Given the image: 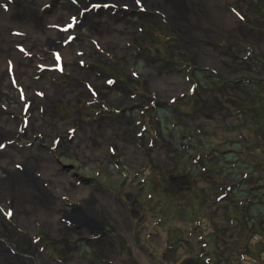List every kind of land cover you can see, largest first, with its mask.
<instances>
[{
	"label": "rangeland",
	"instance_id": "374dc122",
	"mask_svg": "<svg viewBox=\"0 0 264 264\" xmlns=\"http://www.w3.org/2000/svg\"><path fill=\"white\" fill-rule=\"evenodd\" d=\"M86 1L0 0V264H18V244L27 264H55L44 251L88 264L90 249L65 252L74 238L53 211L96 213L90 195L118 239L105 254L123 264H150L148 252L155 264H243L244 238L215 186L224 201L245 198L236 173L262 163L247 180L264 195V0ZM19 166L27 180L6 182ZM74 173L91 182L74 188ZM118 198L145 217L137 248ZM194 211L214 232L187 250L179 230L193 238Z\"/></svg>",
	"mask_w": 264,
	"mask_h": 264
},
{
	"label": "flooded vegetation",
	"instance_id": "af4514ba",
	"mask_svg": "<svg viewBox=\"0 0 264 264\" xmlns=\"http://www.w3.org/2000/svg\"><path fill=\"white\" fill-rule=\"evenodd\" d=\"M92 0H87L85 2H91ZM25 10V9H22ZM25 18V17H24ZM22 18V19H24ZM17 72H12L11 75H9V83L12 84L11 80L17 77ZM14 77V78H13ZM1 82V81H0ZM4 134V133H3ZM9 134H4L1 135L0 134V138L3 140H7ZM12 135V134H11ZM31 146V145H30ZM30 146H28V148H30ZM19 149H25L26 147L19 145L18 146ZM69 169V167H66V169ZM16 173L11 174V173H6L5 174L8 175V179L6 180V182L10 183V181L12 182L13 180V176H16L18 174H24V178L26 179V177L28 178L27 173H24V169L23 166H19L16 168ZM76 178V181L79 183H77V185H74L77 187L80 184H89L91 182L90 179H86L81 177L78 173H74L71 178ZM27 180V179H26ZM29 183L33 184L31 189H37V179H28ZM26 181V183L28 182ZM47 194H49L48 196L45 197H49V198H53L52 194L49 193L48 191H46ZM93 193H97L100 196V191H99V187H96L95 189H92ZM110 192V191H109ZM90 199L89 203H91V205H93L95 212H90V206H84L82 203H71V204H66L65 206L60 207L59 209H56L53 211V213H56L58 215H61L62 219H61V223L64 225L63 226V230L65 233L67 234H71L74 238V241H70L69 242V247L70 249L67 248V250L65 249V252L67 253V251H74V248L72 245L76 246L77 245H81L83 247H85V249H90L92 252V256L89 258L88 260V264H123L120 262L119 257L122 256V254H116L119 255L118 259L113 258V256L108 253L105 254V250H109V248H114L116 247V243L118 241V239L115 236L114 233V229L110 228L108 226V223L105 219V217L102 216L101 213V206H98L97 201L94 202L95 199H93V197L90 195L89 196ZM119 199V200H118ZM117 201H119V205L120 208L122 209L123 215L122 217V221L125 223V227L129 230V232L131 231V239H132V243L134 244L135 248L138 247V243L135 240V236L133 233V230L135 227L136 229L139 228V223L136 221V219L140 218V216L142 217L141 220H144V215L139 214L138 208L136 210L130 209L129 207H131L132 202L134 203V201H131V204L127 205V208L129 209V211L126 212L125 208H124V202H126L125 200H120V198H118ZM224 199V198H223ZM138 200H135V204H138ZM96 206V208H95ZM65 207H68L70 209L66 210ZM139 220V219H138ZM114 223L117 224V221H114ZM119 224V222H118ZM151 227V226H150ZM200 228V227H199ZM198 229V227L196 228ZM186 228H183L180 231V242L182 243V245L186 246V249L188 250L190 248L189 246V233L187 231H185ZM192 231V230H191ZM152 236V235H151ZM171 236V235H170ZM179 239V236H178ZM199 241V240H198ZM197 241V242H198ZM15 248H17L18 250H11V255L13 257H16V260L18 262V264H27V262L29 260H33L34 258H32L30 256V254H28L27 251L23 250L19 244L17 246H15ZM73 248V249H72ZM168 248L167 252L163 251L161 252L164 257L170 256V253L173 250V247H170L165 244L164 245V249ZM7 251V250H6ZM190 252V251H188ZM8 253V251H7ZM196 254V252H195ZM44 255L51 258V260L55 263V264H62L61 259H59V257H55V253L53 252L52 254L50 252L44 251ZM149 258L151 260L150 264H155V262L153 261V253L148 252ZM155 259H159V254L154 255ZM132 259H134V257H132ZM195 259V258H194ZM192 258H188L187 260H184V264H199L198 262L194 261ZM34 262V261H32ZM134 262L131 261V264H133ZM35 264V262H34ZM41 264H46V262L41 260ZM80 264V263H79ZM156 264H161L158 261H156Z\"/></svg>",
	"mask_w": 264,
	"mask_h": 264
},
{
	"label": "trees",
	"instance_id": "16d2710c",
	"mask_svg": "<svg viewBox=\"0 0 264 264\" xmlns=\"http://www.w3.org/2000/svg\"><path fill=\"white\" fill-rule=\"evenodd\" d=\"M262 152H264V150ZM257 160H259V159H257ZM242 165H243L242 166L243 168L247 167L249 170L243 169L241 171L239 170V172L236 173L241 178V182L239 184L240 188H241V186H243V189H245V191L240 190L238 193H239V196L244 195L246 197L240 198L239 200L232 198V199H229L227 201H224V200H222L224 198L223 196L228 191L226 188L223 189L220 186L216 185L215 187H216L217 191L221 192L222 194L225 192L223 195L220 193V195H219L220 198L219 199L217 198V199L220 202L223 201L226 204V207L229 208V210H231L227 215L231 219L232 222H235L236 225L239 226L238 229H240V231L242 233V238H244V244H245V247L247 248V251L246 252H239V251L237 252V256H238L239 260H241L243 264H248V263L249 264H264V258H262L263 260L260 259V256L264 255V239L263 238L261 239L259 237V235L257 236V234L250 232L251 230L249 228H246L248 220H249L248 217L246 216L248 213L252 214L251 220H253V218H255V222L257 223L258 227H260L262 225L264 228V195L262 194V191H261V189H263V188L259 187L258 185H257V187H256V185L252 186L251 180L250 181L247 180L248 177H250L253 173L256 172V170H258V171L261 170L260 167H262V163H259L258 167L255 168V170H253L248 165V163H246V162H244ZM244 170L246 171L245 174H244ZM242 177H244V179ZM263 179L264 178L261 175H257L255 183L259 182V181H263ZM260 210L262 212H260ZM189 211L190 210H188L186 207V213L184 216H186ZM256 211H257V213H256ZM206 216L207 215H205V214L202 215L200 213V211L198 213L194 211L193 214H191L190 216H188L187 219H185V220H187V222L189 220V223H193V225L191 227L192 232H191L190 237L193 235L194 239L192 237L188 238V241H189V239L192 240V241H189L190 248H192V246H194V245L200 246L199 243L201 241H198V239H202V235H205L206 232L207 233L211 232L210 234H213L212 233V232H214V229H212L213 225L212 226L211 225H205L204 226V222H206V220H208L206 218ZM232 222H228L229 227H232ZM251 222H253V221H251ZM197 227H198V229H196ZM263 228H262V231L264 232ZM262 231H261V233H262ZM195 234H196V236L194 237ZM195 242H197V243H195ZM216 242L218 243V240ZM251 243H254V245L252 246V247H254L253 252L248 250V248L251 246L250 245ZM207 246H209V245H207ZM193 260L198 262L199 264H209L207 261L205 262V260L203 258H199L198 255L195 256V259H193Z\"/></svg>",
	"mask_w": 264,
	"mask_h": 264
},
{
	"label": "water",
	"instance_id": "95a60500",
	"mask_svg": "<svg viewBox=\"0 0 264 264\" xmlns=\"http://www.w3.org/2000/svg\"><path fill=\"white\" fill-rule=\"evenodd\" d=\"M161 105V104H160ZM160 105H158L160 107Z\"/></svg>",
	"mask_w": 264,
	"mask_h": 264
}]
</instances>
